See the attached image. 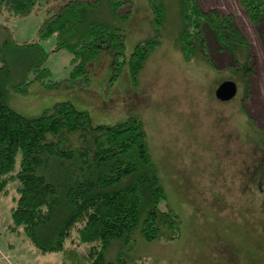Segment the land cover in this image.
Listing matches in <instances>:
<instances>
[{
  "label": "trees",
  "instance_id": "16d2710c",
  "mask_svg": "<svg viewBox=\"0 0 264 264\" xmlns=\"http://www.w3.org/2000/svg\"><path fill=\"white\" fill-rule=\"evenodd\" d=\"M238 1L264 43V0ZM44 3L49 0H0V198L11 182H17L11 230L22 227L42 253L63 252V264H128L126 254L136 245L138 233L147 241L182 236L179 214L161 206L166 189L142 119L92 125L88 111L64 100L37 117H27L12 109L8 100L16 92H27L34 81L50 89L61 87L46 66L50 53L42 43L51 37L55 51L72 55L66 81L87 87L90 66L106 46L114 53L112 78L116 79L125 62V25L131 15V8L124 6H131L132 0H60L48 7L34 38L16 39L9 20L31 14ZM149 4L153 35L131 53L134 83L150 53L161 44L169 16V0H149ZM176 9L180 27L175 45L186 61L196 55L207 59L208 35H212L218 49L233 56L244 79L257 75L251 37L234 14L205 10L201 0H177ZM86 130L95 134L93 149L74 144L73 136L67 143L65 136ZM69 237L72 242L67 246ZM220 244L225 253V245Z\"/></svg>",
  "mask_w": 264,
  "mask_h": 264
},
{
  "label": "rangeland",
  "instance_id": "374dc122",
  "mask_svg": "<svg viewBox=\"0 0 264 264\" xmlns=\"http://www.w3.org/2000/svg\"><path fill=\"white\" fill-rule=\"evenodd\" d=\"M59 1L49 0L31 14L11 18L16 39L34 38L48 7ZM201 4L205 10L236 16L254 45L257 75L244 79L235 69L233 56L219 50L212 35H208V60L196 55L186 61L175 45L180 27L177 0H169L162 42L150 53L134 83L130 56L138 43L153 35L154 16L149 0H132L131 6H124L131 8V15L125 25V62L116 79L112 78L114 53L106 46L90 66L87 87L66 81L72 55L55 51L51 37L42 43L50 53L46 66L61 87L50 89L34 81L27 92H16L8 100L12 109L27 117H37L64 100L88 111L92 125L142 119L166 189L161 206L179 214L182 236L173 241H147L138 233L136 245L126 254L128 264H264V43L238 0H201ZM225 80L236 81L238 92L223 101L215 91ZM69 136L74 144L94 148L91 130L65 136L71 144ZM20 160L19 155L17 170ZM18 197L17 182H11L0 198V262L63 264V252L42 253L22 227L11 230V211ZM220 240L225 253L219 250ZM115 252L110 255L114 257Z\"/></svg>",
  "mask_w": 264,
  "mask_h": 264
},
{
  "label": "water",
  "instance_id": "95a60500",
  "mask_svg": "<svg viewBox=\"0 0 264 264\" xmlns=\"http://www.w3.org/2000/svg\"><path fill=\"white\" fill-rule=\"evenodd\" d=\"M238 92V85L234 80H225L219 84L215 91V95L218 99L226 101L236 96ZM264 232V224H263Z\"/></svg>",
  "mask_w": 264,
  "mask_h": 264
},
{
  "label": "crops",
  "instance_id": "0c3cea01",
  "mask_svg": "<svg viewBox=\"0 0 264 264\" xmlns=\"http://www.w3.org/2000/svg\"><path fill=\"white\" fill-rule=\"evenodd\" d=\"M97 61V60H96ZM96 61L92 64V65H94L95 63H96ZM64 85H68V84H64ZM42 86V85H41ZM71 86V85H70ZM43 87V86H42ZM72 87H74V86H72ZM48 92H49V90H47Z\"/></svg>",
  "mask_w": 264,
  "mask_h": 264
},
{
  "label": "flooded vegetation",
  "instance_id": "af4514ba",
  "mask_svg": "<svg viewBox=\"0 0 264 264\" xmlns=\"http://www.w3.org/2000/svg\"><path fill=\"white\" fill-rule=\"evenodd\" d=\"M263 224H264V219H263ZM263 224H262V230H263ZM264 233V232H263ZM222 253H224V251H221Z\"/></svg>",
  "mask_w": 264,
  "mask_h": 264
}]
</instances>
